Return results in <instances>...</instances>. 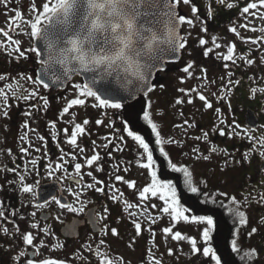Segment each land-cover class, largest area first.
I'll use <instances>...</instances> for the list:
<instances>
[{"label":"snow or ice","instance_id":"obj_1","mask_svg":"<svg viewBox=\"0 0 264 264\" xmlns=\"http://www.w3.org/2000/svg\"><path fill=\"white\" fill-rule=\"evenodd\" d=\"M180 3V0H45L40 8H37L35 4L31 7L32 17L24 21L29 27L30 36L42 39L47 46V58L41 60V65H58L60 68V74L53 73L57 81L61 80V77L70 79L73 74H91L90 79H86L84 83H77L75 88L78 90L79 95L68 102V104L62 109L61 119L65 114H69L70 109L74 106L86 105L88 98H92L94 103L92 107L98 109H114L122 110L128 109L135 111L137 119L141 118L150 126L151 132L155 133V145L160 146L165 143L159 130V125L154 122L153 114L151 112V102H148V109L145 110L141 102V106L137 109L136 103H128V101H135L137 93H143L147 96L149 92H152L156 85L151 82L150 77L153 71H163V64L166 63V57L174 56L179 53L181 49H184L187 44V40L181 35L180 26L184 23L191 25L193 21L187 19L185 16L178 15L176 6ZM183 3L190 4L191 0H183ZM218 3L225 5L227 8L232 9L235 7L233 3H227L226 0H218ZM193 12H197L198 9L193 6ZM240 14L245 17L246 20L254 21L256 19L264 20V0H245V5L242 7ZM23 12L17 11L15 16L9 17L8 27L0 28V35L6 38V40H0V48H4L9 53L17 52L19 57L25 56V51L20 50L21 41L14 39L10 34L13 30L19 28V21L23 18ZM241 27L261 33L256 38H247L245 43L257 44L264 48V25L260 26H249V23L241 25ZM206 31V29H205ZM231 32L237 36L240 35L236 27L231 28ZM14 45L9 48L8 45ZM201 46L207 45L208 41L201 38L199 40ZM213 45L215 48H220L221 45L216 43V38H213ZM28 51L34 52L36 55H41L39 48L28 49ZM213 52V48H206L203 55L207 57ZM218 57H221L225 61H231L233 65L237 64V61H244L247 65H252L254 60L248 58L246 55H237L236 44L233 42L227 48V54L217 53ZM262 63H264V56L260 57ZM194 61L189 62L183 69L189 76L192 75L190 69L193 67ZM225 68L229 67V64H224ZM206 73V69L203 70ZM232 73H229L228 84H239V80H231ZM109 77H114L117 81L121 82L124 91L127 95H123L117 89H109L107 92H101L96 90L95 85L98 79L103 80ZM5 79L4 76L0 75V80ZM26 80H32V77H24ZM223 79V78H221ZM33 84L42 85L44 88H48L49 84L45 82L43 78H39L32 81ZM18 83V82H17ZM214 83V81H213ZM7 88L11 89L12 85H6ZM163 87V85H161ZM181 93L187 92L189 99L187 103H193L192 92H196L200 101L204 102L206 108H213L212 102L208 99L203 92L197 89H179ZM259 91L264 93V87L259 89L252 88L251 92L255 95ZM12 96L16 99H23L28 101L39 95V92L34 88L27 94L21 93L17 95L15 90L12 91ZM8 93L0 88V101H3L2 110L0 115L4 117L8 116L7 104ZM47 100L44 99V104L47 106ZM176 104H183L185 100L183 98H177ZM35 107V105H33ZM219 111V109H216ZM183 114V113H181ZM25 115L31 116L32 113L26 112ZM107 115V113H105ZM73 119L69 123L73 124V130L68 136L67 143L79 149L80 153H83L85 149L80 148L78 145V138L86 134V125L89 124V120L85 119L82 123H75V114L72 113ZM52 126L55 127V121H52ZM96 124H102V120H96ZM111 122L109 126H112ZM184 124H189L188 120L184 121ZM124 131L127 136L130 137L134 142L137 143L139 149L142 151L140 155L146 160L145 163L141 164L144 169L150 170V183L142 188L138 192L140 200H147L151 198H158L163 207L161 212L170 216L173 226L165 227L163 232L165 234H171L172 238L176 241L188 240L191 245L193 253H201V255L208 260L205 264H228V261H222V254H218L217 247L213 246V233L217 231L219 219L212 208H203L204 214H194L192 207H186L181 202L180 192L178 191L177 183L172 179H162L157 172L156 160L153 158V148L150 147L146 141L144 135H141L139 131L133 130L132 127L127 126V121H122ZM27 127V122H25ZM238 127V126H237ZM68 129H63V132L67 135ZM250 130H246V133ZM220 134L224 135V131L220 130ZM25 137H21L24 139ZM248 138L254 142L253 151H258L259 155L264 157V135L259 137L248 136ZM40 139L43 141L44 137ZM107 143L101 145V147L107 148L109 144H112V140L107 137L104 138ZM118 139L123 143L124 136L121 135ZM196 139H200L197 137ZM204 139L207 140V133L204 134ZM167 144L179 143L174 139H168ZM92 145L95 147L96 142L92 141ZM116 151H123V148L116 147ZM10 151V150H9ZM21 152L27 153L28 148L21 147ZM39 151V149H37ZM160 153L163 156H167L168 153L164 147L159 148ZM193 151H196L195 149ZM212 152L216 151V148L211 149ZM63 153V149H61ZM64 155L71 156L72 160H76V154L74 152L64 153ZM111 156V152L107 153ZM247 155V154H246ZM209 160L210 156L203 155L197 156V159ZM85 163L88 166H92L98 163L102 157L99 152L93 151L90 157H85ZM35 164V161L32 162ZM66 163V161L64 162ZM64 163H56L55 169L64 168ZM169 166L173 172L183 174V184L188 192L198 193L203 196L204 204L211 203L213 205L218 203V197H224L227 199L228 204L223 202L219 203L221 209H225L234 218V223L241 226L249 223L248 216L245 211L240 210L239 205L245 201L237 200L235 195L229 196L227 192H219L217 195H212L208 190L202 189L194 183L193 173L187 166H178L175 163L169 161ZM49 169L53 168V165L49 163ZM84 167L81 163L74 164L75 174L78 177H82V168ZM99 171H103V166L100 165ZM11 171H16L15 168ZM127 171V169H125ZM52 172H49L51 175ZM89 177H92L95 183H89L83 187L92 189L94 188L97 192H105V187H96V184L103 185V181L96 180L91 171L87 172ZM22 182V191L26 193H34L35 189L33 185L23 184L24 176L19 177ZM116 181H122L127 183L130 188L135 187V181H125V177L122 175L115 176ZM79 185L80 179L76 180ZM206 183V182H205ZM119 193V195L115 194ZM115 193L111 195L113 201L119 202L123 193L120 189L116 188ZM77 198V204L74 206L72 203L61 202L56 196L51 198V202L55 203L62 210H67L69 213H85L86 205L80 201L81 192L72 193ZM124 205L127 209L133 207H141V205H133L128 200H123ZM257 203L264 204V194L260 195ZM49 201L45 200L43 204H37V208L47 206ZM152 208L156 205L152 204ZM198 207V205H197ZM108 209L105 208L103 214L98 216V219L103 220L106 218ZM89 216L95 217L96 214L89 210L87 213ZM0 213V216H3ZM36 213L33 212L32 216ZM130 216L135 215L129 212ZM56 220H60V215L56 216ZM181 221L185 222H196L202 225L201 229V240L202 246L197 247V240L194 237H188L182 234L180 231L173 232V227L176 223ZM156 221L153 219L152 223ZM136 234L139 235L142 230L141 222L137 220L132 221ZM261 223H264V217H261ZM32 228L40 229L45 235H52L50 227H43L38 223H33ZM103 236H107L109 232L113 236H119L118 229L112 227L109 229L107 224L103 226ZM19 231V227H16ZM71 235L74 229H66ZM0 231H3L5 235L9 233L7 227L0 226ZM256 227L251 228L247 233L248 236H252L257 233ZM238 234V233H237ZM36 236L33 232L29 231L22 235L23 243L28 246H32L34 254L39 252V246H46L43 239L40 240L39 246L34 244ZM134 242V238H133ZM105 244V239H100L99 244L95 247L94 255L98 258V264H124L123 260H115L105 250L101 251V246ZM227 246V245H226ZM53 247H62V245H54ZM230 249L232 253H240L241 247H238L237 238L231 239ZM88 250L93 252V247L89 244ZM260 251H264L261 248ZM172 250L169 249V254ZM26 252L21 251L16 259L20 260L26 257ZM148 256L151 258V264H162V261L155 259L151 249L148 250ZM258 251L256 248H251L249 251L244 252L239 257L241 264L248 261L254 264H259V260L256 259ZM26 264H68L64 259L57 258H44V259H31L26 260ZM235 264V260H233Z\"/></svg>","mask_w":264,"mask_h":264},{"label":"flooded vegetation","instance_id":"obj_2","mask_svg":"<svg viewBox=\"0 0 264 264\" xmlns=\"http://www.w3.org/2000/svg\"><path fill=\"white\" fill-rule=\"evenodd\" d=\"M44 2L45 0H0V28H7L9 17L15 16L17 11L24 14L19 25H26L24 31L18 28L10 33L14 39L21 41L20 50L25 51V56L19 57L17 52L9 53L4 48H0V75L5 77V79L0 80V88L8 93L7 104L9 105L8 116L0 115V213L4 214L0 216V226L9 229L7 235L0 231V250H6L5 257H0V261L1 264H26L28 258L36 260L57 258L66 260L68 264H80L78 261L82 264H98V258L94 255L95 247L102 238L105 239L103 246H113V239L121 235L118 225L124 217L123 212L125 210L128 215L130 212L129 209L126 210L123 200L133 202L124 196L119 202L111 199L116 188L122 192V185H126L125 182L116 181L115 176L122 175L125 177V181L133 180L136 182L137 180L134 178H129L128 173L137 156H130L131 151L128 147L123 150L120 157L121 162L117 165L115 160L107 155L108 149L101 147L107 143L104 139L107 137V131L106 128H101V126L96 128V124H92L93 114L86 117L89 120V124L86 125V134L83 135L82 140L78 138V143H83L82 148L85 149L81 153L83 157H90L93 151H97L102 159L98 163L88 166L85 159L77 160L76 158V160H72L71 156L64 155V153L70 152L76 154L75 147L71 148L72 145L67 143L73 128L68 127L64 116L61 119L62 109L70 100L74 99L70 98L67 102L63 98H69L66 95L71 93V88L57 92L43 88V92H39L38 96L28 101L12 96L13 90L17 92V95L28 93L24 90V77L28 71H32L34 78L36 77V70L39 65L36 61V54L28 51V49H33L34 37L28 34L30 27L24 21L31 19L33 4L40 8ZM224 10L223 8L220 9L218 11L220 18L215 17L212 22L215 24L216 32L221 26L227 29L230 25L232 28L238 23L241 25L246 23L241 21V17H245L238 12L239 8L231 10V15L229 12L220 14ZM219 33L220 35L225 34ZM257 34L260 36L261 33L257 31ZM0 40H6V38L0 35ZM26 40L29 41L27 45H25ZM233 40L231 32V42ZM8 47L11 48L14 45L9 44ZM244 47L241 51L236 50L237 55L246 54L248 58L254 60L253 65L255 67L248 66L243 61H237L238 68H231V80L240 81L238 85L231 84V101L229 102L231 139L235 142L233 149H231V161H233L231 164V196L237 195V200L241 201H245V197H247V200L239 205L240 208H245V203L258 208L264 205L257 203L260 195L264 194V157L260 156L258 151L252 150L254 142L248 136L259 137L264 135V93L257 91L253 95L251 92L252 88L264 87V63L260 60V57L264 56V48L260 46L253 48L251 44ZM256 55H260L258 59H256ZM27 57H31L32 65L27 63ZM6 85H12V88L9 89ZM44 99L48 102L47 106L44 104ZM2 107L3 101H0V110ZM100 110L102 116L103 109ZM29 111L32 115H25ZM96 120H101V118ZM52 121L56 122L55 127L52 126ZM25 122H27V127L24 126ZM65 128L69 130L67 135L63 132ZM246 130L250 131L246 133ZM41 136L44 137L43 141L40 139ZM21 137L25 138L21 139ZM92 141L96 142L95 147L92 145ZM21 147L28 148L29 151L23 153L20 151ZM61 149H63V153ZM138 158H141V155ZM153 158L160 164V159L157 160L155 154ZM33 161L35 164L32 163ZM65 161L66 163H64ZM58 162L64 163V168L55 169V164ZM77 162L84 165L81 170L82 177L75 174L74 164ZM49 163L53 165L52 169H49ZM100 165L103 166V171L98 170ZM161 165L157 167L158 175L163 172L164 176L162 175V177L164 179L177 181L178 191L182 197V194L187 193L183 184V174L174 172V176H172L171 168L165 163H161ZM13 168L16 169L15 172L11 171ZM50 171L52 172L51 175H49ZM89 171L93 173L96 180L104 182L103 185L96 184L95 186L105 187V192L101 193L95 191L94 188L83 187L89 183H95L93 178L87 175ZM21 175L25 178L23 184L34 186V193L22 191L23 185L19 179ZM77 179L81 181L79 185L76 183ZM208 187L206 190L212 193L210 185ZM73 192L82 193L79 199L86 205L85 213H69L51 202V198L56 196L61 202L72 203L75 206L77 198L72 194ZM115 194L119 195V193ZM45 200L49 201L47 206L36 207L37 204H43ZM118 207H121L120 212ZM105 208L108 209L106 218L98 219ZM89 210H92L96 216H89L87 214ZM33 212L36 213L35 216H32ZM262 212L264 213V210ZM57 215H60L59 221L56 220ZM128 219L129 216H127ZM34 222L38 223L41 228L50 227L52 235H45L40 229L32 228L31 225ZM104 224H107L109 229L117 228L119 236H113L110 232L106 237L103 236L102 226ZM17 226L19 231L16 230ZM67 228L74 229L71 235L66 230ZM235 228L236 226L233 224L231 230ZM237 228H241V225L238 224ZM29 231L36 236L35 245L39 246L41 239L46 245L39 246V252L35 254L33 247L26 245L22 240V235ZM76 233L77 236H75ZM57 244L62 245V247H53ZM71 244L75 245L72 251L67 247ZM89 244L93 247L91 253L94 257L81 258ZM9 249L12 250L10 257H8ZM21 251L26 252L27 255L18 260L16 258ZM90 261H95V263Z\"/></svg>","mask_w":264,"mask_h":264},{"label":"rangeland","instance_id":"obj_3","mask_svg":"<svg viewBox=\"0 0 264 264\" xmlns=\"http://www.w3.org/2000/svg\"><path fill=\"white\" fill-rule=\"evenodd\" d=\"M236 1H241L237 3H245V0ZM226 2L228 3L229 1ZM179 5H181L180 8H182L184 16L193 21L191 25L184 23L187 48L185 49L183 63L182 65L173 66L166 73H163L161 75L163 87L158 85V90L148 95L145 106V100H142L141 103L145 110H149L148 102H151V112L154 122L159 125L162 138L165 140L163 147L168 155L165 157L161 154L159 156L160 162L165 163L168 167H170L169 161L178 166H187L193 173L194 183L199 187L207 189L209 188L208 185H210V191H212V193L227 192L228 195L231 196V164L233 163V161H231V149H233L235 142L231 139V135H221L220 130L224 129L228 133H231V111L229 105L225 103V98L229 94L228 92L231 87V85L228 84L229 73L232 71L231 68H238V66L233 65L231 61H225L221 57H218L217 53L227 54V48L233 42L236 44V49L239 51L245 48L244 46H249V44L255 48V46H258L257 44H252L250 42L245 43V39L256 38L259 34H257V31L253 32L241 27V24L238 23L235 27L240 35L237 36L232 32L234 40L231 42V25L229 28L226 26L227 29L221 26L218 28L219 31L216 32L214 28L215 24L209 23V31H205L206 24L201 16L199 20L204 30L200 26L198 11L193 12L192 8L195 6L199 9L200 15L206 14L208 10L200 9V7L205 5L204 0H191L190 4H185L183 0H180ZM241 10L242 8L238 10V12ZM227 12L231 15V10H224L221 14ZM209 13H213L212 9H209ZM214 15H218L217 9L214 11ZM213 21L214 20H212V22ZM241 21H243V23H249L250 27L253 25L257 27L264 25V20L260 19L245 21V18L241 17ZM19 28L21 31H24L26 25H21ZM219 32L225 34L220 35ZM214 37L216 38V43L221 45L220 48L214 47ZM201 38L207 40L208 44L201 46L199 44ZM27 44H29L28 40L25 41V45ZM209 47L213 48V52L205 57L203 52ZM259 56L260 55H256V59H258ZM26 60L28 64L32 65L33 62L31 61V57H27ZM193 61V67L190 69L192 75L189 76L183 69L189 62ZM225 63L229 64L228 68L224 67ZM244 64L246 63L244 62ZM203 66L204 69L207 70L206 73L204 71L202 72ZM248 66L255 67L253 64ZM26 76L32 77V80L25 79L24 90L26 92H30L34 88L38 92H43V88L38 84H33L32 81L35 80V78L32 71H28ZM179 89H197L203 92L205 96L214 102L213 108H206L204 102L199 100L196 92L191 93V96L194 98L193 103H187L189 95L187 92L181 93ZM223 92H225V96L222 94ZM78 95V90L74 85L71 88V93L66 95V97L69 98H63L68 102L70 98H77ZM220 96L224 97L222 101H218ZM177 98H183L185 103L176 104L175 101ZM93 103L94 101L88 98L86 105L74 106L69 114L64 115V118L67 120V125L69 128H73V124L69 123V121L73 119L72 113L75 114V123H82L90 114H93L91 118L93 125L96 124V119L101 118L103 123L99 125L96 124V128L100 126L101 128H106L107 138L112 140V144H109L107 149L112 153V157L118 159L122 156L123 151H116L115 148H124V142L122 143L118 137L127 134L126 131H124L122 121H126L127 119L132 123L133 120L128 117L131 110L127 108L126 110L107 109V112L102 110L103 115L101 116V110L92 107ZM141 103L136 102L137 109H139ZM216 109H219L220 112L216 111ZM105 113H107V115H105ZM138 120L140 121V119ZM185 120H188L189 124L185 125ZM111 122L114 123H112V126H109ZM141 122H143V120H141ZM205 133H207V140L204 139ZM83 137L84 136H80V140H82ZM197 137L200 139H196ZM168 139H174L179 143L167 144L166 141ZM125 142L129 144L128 147H131L130 156H137L131 164L128 173L129 178H134L137 181L135 182L134 188H130L127 183H125L126 185H122V193L125 198L128 197L133 201L131 202L133 205L139 204L141 207L129 209L130 212L135 214L133 216L128 215L124 210V217L118 225L121 234L120 237L113 239V246H101V251L106 250L115 260L122 259L124 264H151V258L148 256L149 249H151L155 259L162 261V264H205L208 258L203 257L201 253H193L188 240L176 241L172 238L171 234H165L163 232L165 227L173 226V224L170 216L161 212L163 204L158 198L150 197L147 200H140L138 192L150 182V170L141 167L144 158H138L139 155L137 152H141L142 150L139 149L137 143L130 137H125ZM133 144L135 146H133ZM78 145L82 148L83 143L79 142ZM73 147L74 146H71V148ZM158 148H160V146H158ZM212 148H216V151L212 152ZM194 149L196 151H193ZM74 150L77 154V160H83L85 158L83 154L79 152L78 148H74ZM203 155L210 156V159H197V156ZM222 200L225 201V204H228L226 198L222 197ZM152 204H155L156 207L152 208ZM185 206L188 207L187 205ZM244 207L245 208H240V210L246 212L249 223L241 226L235 237L238 240V247L242 248L240 256L251 248H256L258 251L256 259L259 260V264H264V251H260L261 248H264V223H261V217H264V213L262 212V210H264V205L255 208L253 205L245 203ZM120 210L121 207H118L119 212ZM127 216H129L128 220ZM153 219L156 221L155 223H152ZM133 220H137L142 224V230L139 235L136 234L132 223ZM253 227H259L257 233L248 236L247 233ZM201 229L202 225L196 222L181 221L174 225L173 232L180 231L188 237L196 238L197 247H201ZM67 247L72 251L75 245L71 244ZM169 249L172 250L171 254H169ZM5 251L4 249L0 250V257H5ZM8 252V257H10L12 250L9 249ZM146 256L148 257L146 258ZM82 257L92 258L94 255L89 252L88 249H85V253L81 258ZM239 257H237L238 260ZM90 262L95 263V261ZM78 263L82 264L80 261H78ZM243 263H248V261ZM251 264H254V261L251 262Z\"/></svg>","mask_w":264,"mask_h":264},{"label":"trees","instance_id":"obj_4","mask_svg":"<svg viewBox=\"0 0 264 264\" xmlns=\"http://www.w3.org/2000/svg\"><path fill=\"white\" fill-rule=\"evenodd\" d=\"M128 117L133 120V123H136L137 121L134 129L143 127L142 123L137 119L135 111L131 110L128 114ZM188 198L189 199H186V204L193 208L194 214H204L202 211H200L201 209L212 208L215 214L218 216V228L217 231L213 233L212 243L214 247H217L218 254H222V261H228V264H233V260H235V264H241L240 260L237 258L240 256V253H232L230 249L231 239L235 237L233 230H231V224L234 223V218L225 209H221L219 207V203H224V201L218 200V203L215 205L211 203L206 205L204 204L203 197L199 194L193 193V196ZM243 264H250V262Z\"/></svg>","mask_w":264,"mask_h":264},{"label":"water","instance_id":"obj_5","mask_svg":"<svg viewBox=\"0 0 264 264\" xmlns=\"http://www.w3.org/2000/svg\"><path fill=\"white\" fill-rule=\"evenodd\" d=\"M176 11L178 15H180L179 7L178 5L176 6ZM180 31L182 35V25L180 26ZM35 48H39L41 50V55L38 57V61L41 63L42 59L47 58V46L45 42L42 39L36 38L35 40ZM182 57V49L180 50L179 53H176L174 56L166 57V63L167 62H176L179 61ZM166 63L163 64V68L166 69ZM53 73L60 74V68L58 65H41L38 69V76L37 79L43 78L46 83L49 84L48 89H51L53 91H57L59 89H65L69 82L73 80L75 76H81L85 82L86 79H90L91 74H73L70 79L64 78L63 76L61 77L60 81H57L55 79V76ZM157 72L154 70L152 73V76L150 77L151 82L156 78ZM96 90L101 91V92H107L109 89H117L119 90L123 95H127V93L123 89V85L121 82L117 81L114 77H109L107 79L100 80L98 79L95 85ZM141 96H144L143 93H137L135 100L140 98ZM133 102L132 100L128 101V103ZM78 234L76 233L75 236Z\"/></svg>","mask_w":264,"mask_h":264}]
</instances>
